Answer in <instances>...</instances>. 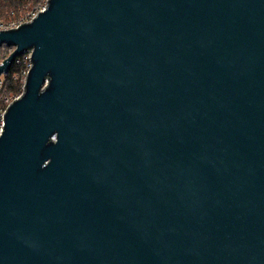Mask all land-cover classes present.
I'll use <instances>...</instances> for the list:
<instances>
[{
  "label": "water",
  "instance_id": "water-1",
  "mask_svg": "<svg viewBox=\"0 0 264 264\" xmlns=\"http://www.w3.org/2000/svg\"><path fill=\"white\" fill-rule=\"evenodd\" d=\"M0 133V264H264V0H48Z\"/></svg>",
  "mask_w": 264,
  "mask_h": 264
},
{
  "label": "trees",
  "instance_id": "trees-1",
  "mask_svg": "<svg viewBox=\"0 0 264 264\" xmlns=\"http://www.w3.org/2000/svg\"><path fill=\"white\" fill-rule=\"evenodd\" d=\"M39 0H0V17L10 20L18 19L32 8H36ZM0 60H5L13 51L11 46L2 44L0 46ZM24 64L14 61L10 70L4 74V81L0 86V109L6 106L5 96L17 95L22 90L21 71Z\"/></svg>",
  "mask_w": 264,
  "mask_h": 264
},
{
  "label": "built area",
  "instance_id": "built-area-1",
  "mask_svg": "<svg viewBox=\"0 0 264 264\" xmlns=\"http://www.w3.org/2000/svg\"><path fill=\"white\" fill-rule=\"evenodd\" d=\"M48 2V0H47ZM46 2V4H47ZM46 4L41 6V7H36V8H33L31 11H29L26 15L22 16L21 18H18V19H10V20H6L2 17H0V30L1 29H9V28H12V27H19V25L21 23H24V22H29V21H32L37 15L38 13L45 9L46 7ZM6 44V43H4ZM2 45V44H1ZM0 45V46H1ZM7 45V44H6ZM9 46V45H8ZM12 48H16V46H11V49ZM0 54H1V50H0ZM32 55H33V50H29L27 49L23 54L19 55L15 61L17 62H21L22 64H24V67L21 71V79H22V90L20 93H18L14 99H12L13 97L9 96V95H6L5 96V101H6V106L5 107H2L0 109V133L2 132L3 130V127H4V116H5V112L9 106V104L11 102H13V100H15L16 98L20 97L24 91H25V84H26V81H27V77L29 75V71H30V68L33 66V60H32ZM3 62V60H0V63ZM4 74H6L5 72L2 73L0 75V86L2 85L3 81H4Z\"/></svg>",
  "mask_w": 264,
  "mask_h": 264
},
{
  "label": "rangeland",
  "instance_id": "rangeland-1",
  "mask_svg": "<svg viewBox=\"0 0 264 264\" xmlns=\"http://www.w3.org/2000/svg\"><path fill=\"white\" fill-rule=\"evenodd\" d=\"M38 2H39V3L37 4V6H36V7H41V6H43V5H45V4H46L47 0H39ZM32 9H33V8H32ZM32 9H31V10H32ZM31 10H29V11H31ZM29 11H28V12H29ZM28 12H27V13H28ZM27 13H26V14H27ZM26 14H25V15H26ZM23 16H24V15H23ZM15 96H16V95H15ZM15 96H13V98H12V99H14V98H15Z\"/></svg>",
  "mask_w": 264,
  "mask_h": 264
}]
</instances>
